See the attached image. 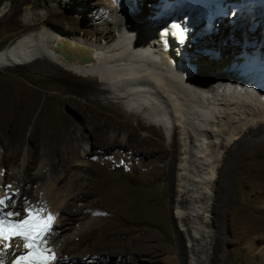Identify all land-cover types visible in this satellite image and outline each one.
<instances>
[{
  "label": "rangeland",
  "instance_id": "rangeland-1",
  "mask_svg": "<svg viewBox=\"0 0 264 264\" xmlns=\"http://www.w3.org/2000/svg\"><path fill=\"white\" fill-rule=\"evenodd\" d=\"M142 2L143 4H136V1H133L131 7L129 6L134 18L140 19L142 12L151 8V3ZM5 3L8 4V9L0 16V96L8 95L10 104L2 114L3 118L0 105V154L10 153V142L15 127H24L25 136L32 135V132L36 136H32L35 138L32 147L37 145L34 147L35 152L45 154L37 158L36 166L43 159L56 158L50 151L53 147L72 149V141L65 146L59 138L68 122L79 128V134L83 135L86 130L94 136L100 135L101 138H97L98 146L95 145L94 150L85 146L87 142H91L89 145L92 146L91 139L81 142L80 151H84L85 147L87 155L81 153L80 160L86 162V166H92V171L61 166L57 173L58 176L65 174L69 177L82 175L92 180L94 185L99 183L101 190L96 200L99 201L100 211L108 218L109 223L98 227L88 239V255L85 254L87 256H74L76 258L71 260L63 258L61 264H194L192 249L188 248L189 251L185 255L182 254L184 240L190 246L191 238L184 233L182 241L179 233L182 229L181 223L178 221L176 226L174 221L176 210L172 202L170 165L176 164L175 156L181 147L176 115H173L172 135L165 138L160 130L147 128L146 120L130 116L120 104L115 106L121 118L115 113L107 116L109 106H106L104 95L99 97L105 105L103 109L98 105V96L93 93H84L79 98L72 95L70 98V93H66L63 88L64 84L59 79L56 80L52 73L64 70L63 73L77 77L96 75L92 70L79 71L73 64L63 65L66 63L51 49L55 39L51 29L71 36L82 34L89 41L98 38L97 44L105 47V51H102L105 53L113 49L115 37L119 34L118 26L111 22L112 19L117 20L118 16L114 5L108 0H0V7ZM22 14H26L24 22L20 20ZM227 40L234 46L241 45L234 35L227 37ZM203 46H200V49ZM187 52L198 54L190 49ZM117 88H121V84H118ZM167 96L170 101L173 100L169 94ZM151 104L154 106V103ZM97 110V115L93 114ZM76 111L81 112V115L82 111L86 114L80 119L75 115ZM175 111L173 102L174 114ZM162 117L165 120L166 117ZM124 119H129L130 125H126ZM141 122L144 125L142 131L137 129ZM96 124H102L99 134H95L98 133L93 127ZM132 129L137 130L134 132ZM73 130L71 137L79 136L76 128ZM114 134L124 137L121 138L122 143L127 148L103 150L101 147L107 146L104 141ZM126 135H129V139H125ZM28 147L27 143L24 144L20 159L10 166L7 164L4 174L14 168L15 175H18L20 163L28 153ZM232 147L236 156L227 161V149H220L221 162L217 164L220 173L217 174L218 183L214 182L213 186L215 190L221 186L223 191L220 200H217V206L216 201L209 202L211 207L207 214L213 238L206 264H264V196L259 194L261 188L264 190V148H252L241 153L237 146ZM141 151L146 152L147 157L137 155ZM31 155L36 157L34 152ZM122 156L126 159H121ZM129 160H133V165ZM155 163L156 168L153 169ZM141 165L147 170L144 174L138 172ZM46 184L48 185L46 181L36 183L32 186L31 195L19 194V197H16L19 201L26 198L25 202H32L35 191H44ZM94 185L93 188L97 186ZM68 195L66 189L60 191L53 188L44 201L45 206L61 208L68 200ZM215 195L212 197L215 198ZM249 213L253 214L256 220H260L254 228H250L251 221L244 218ZM64 217L63 221H66ZM89 218L71 225L70 228L80 230L81 225L89 222ZM216 231L220 234L217 246L214 240ZM257 253L262 260L258 258Z\"/></svg>",
  "mask_w": 264,
  "mask_h": 264
},
{
  "label": "bare ground",
  "instance_id": "bare-ground-1",
  "mask_svg": "<svg viewBox=\"0 0 264 264\" xmlns=\"http://www.w3.org/2000/svg\"><path fill=\"white\" fill-rule=\"evenodd\" d=\"M108 1L114 5L120 17L118 19L116 15V22L113 19L111 21L118 26L119 34L115 37L116 43L110 51L102 52L105 51V47L103 48L97 44L98 38L89 41L82 34L71 36L54 28L51 29L55 36L51 49L61 61L66 63L63 65L73 64L79 71L92 70L96 75L89 74L77 77L63 73L64 70L52 71V73L56 80L59 79L64 84L63 88L66 93H70L68 94L70 98L72 95L79 98L84 93H93L98 96V105H100V109H103L102 107L105 105L102 104L99 97L104 95L107 100L106 106H109L107 116L115 113L120 117L115 106V104H120L124 106L123 108L130 116L136 119L141 117L146 120L147 128L160 130L165 138H170V133L174 130L173 126V130L170 132V126L173 125V115H176L181 147L175 156L176 164L169 166L171 170L172 202L176 210L174 221L176 226L178 221L181 223L182 229L179 230V233L182 241L185 237L184 233L191 238L190 246L184 240L182 254L185 255L189 249H192L191 251L194 253L193 261L196 264H206L209 260L208 251L213 238L209 230L208 212L211 207L209 202L210 200L216 201L215 206H217V200H220V194L223 191L221 186L216 190L213 186L215 185L214 182H217V174L220 173L217 166L221 162L220 149H227V161L236 156L232 152V146H237L238 151L241 153H245L252 148H264V95L261 92L246 89L245 83L242 82V78L239 76L240 63L236 55L239 46H234L227 40V37L232 35L235 36V39H240V32H243L246 38L252 34L249 31L246 32L245 22L237 24L234 28L223 21V23L217 25L219 28L218 34L202 39L197 37L195 39L196 46L188 43L183 50L181 46L171 49L167 45L156 41L155 30L158 28V22L152 19L154 9H146L147 12H142V16L138 19L131 14L129 6L131 7L133 1H136V4H139V2L143 4L142 1ZM7 9L8 4H3L0 7V16ZM160 29L170 33L166 21L160 25ZM202 45L211 50L215 49V55L203 56L197 51L198 54L193 55L192 52H187L189 49L193 52H195L194 49L200 50ZM177 62H182L178 72L175 70V66H172ZM189 62L196 69L193 72L189 71V75H187L186 71L181 68L183 63ZM186 70H192V68L187 67ZM118 84H121V88H117ZM167 94L173 99L172 101L169 100ZM68 95L67 98H69ZM151 102L154 103V106ZM173 102L176 108L175 114L173 113ZM9 104L8 95L3 96L2 94L0 96L1 116L5 109L9 107ZM77 111L75 115L80 119L86 114H83L82 111L81 115V112ZM98 112L99 110L93 114L97 115ZM162 115L166 117L165 120ZM106 121L108 122V120ZM125 122L126 125H130L129 119ZM100 125H93L98 132H95V134L101 132ZM75 128L79 134V128L68 122L64 131L66 134L64 132L59 134L62 145L68 146L69 142L72 141V149L69 150L66 147L56 149L53 147L50 151L56 158L43 159L37 166L35 162L43 153L35 152L34 147L37 145L32 147L35 139L32 137L34 133L25 136L24 127H15L10 142L12 145L10 153L8 152V155L0 154V198L4 197L5 194L9 196L31 195L32 186L36 183L43 181L48 183L44 191L43 189L35 191L32 202H25L26 198H19L20 201H17L14 210L31 207L51 211L55 215L54 233L50 234V243L47 247L53 248L57 253L58 264H61L63 258L71 260L77 256H87L89 250L88 239L92 237L98 227L109 223L108 218L100 211L99 201L96 200L99 190H101L99 183L95 182L97 186L93 188L94 182L86 176L80 175V177H77L73 175V177H69L65 174L58 176L57 170L61 166L63 168H80L85 171L93 170L92 166H86V162L80 160L81 153L87 155L86 148L84 147V151H80V146L82 140L91 139L92 146L89 145L91 142H87L88 144L85 146H87V149L89 147L94 150L98 142L97 138H100V135L94 136L91 132L85 130L83 135L79 134V136L71 137V131ZM143 128V123H139L137 129L142 131ZM132 130L136 132V130ZM121 138L124 139L123 136L118 134L111 135L104 141L107 146L101 148L105 151L127 148L122 143ZM125 139H129V135H126ZM26 143L29 145L28 153L21 161L18 171V175L21 176L15 175L13 167L9 173L4 174V167L7 164L10 166L20 159L22 147ZM76 144L79 145L75 146ZM113 145L114 147H111ZM33 152L36 157L31 155ZM146 152L141 151L137 155L147 157ZM121 159L125 160L126 158L122 156ZM132 161L129 160L131 165H133ZM156 164H154L153 169L156 168ZM138 170L141 174L147 172L144 165H141ZM14 177L16 178L13 181L12 178ZM8 185H11V187L9 188ZM53 188L60 191L66 189L69 192L68 200L61 208L45 206L44 201H46L48 194L52 193ZM259 194L264 196L262 188ZM212 195H215V198ZM16 198L13 197L11 202ZM44 206L45 208H43ZM64 216L66 221H63ZM87 218H89V222L81 225L80 230H76L75 227L70 228L71 225L79 224ZM244 218L251 221L250 228L256 227V224L260 221L258 218L256 220L251 213ZM262 219L264 218L262 217ZM219 235V231L214 233L216 246L220 242ZM17 243L19 242L2 244V264H10L18 255L25 253L21 245L16 247ZM5 244L10 246L5 247ZM92 244L93 241L90 242V245ZM48 254L50 253H46V255ZM257 256L262 260L260 254L257 253ZM215 260L216 258H214Z\"/></svg>",
  "mask_w": 264,
  "mask_h": 264
},
{
  "label": "snow or ice",
  "instance_id": "snow-or-ice-1",
  "mask_svg": "<svg viewBox=\"0 0 264 264\" xmlns=\"http://www.w3.org/2000/svg\"><path fill=\"white\" fill-rule=\"evenodd\" d=\"M178 27V26H177ZM183 35V33H181ZM10 188L11 185H8ZM11 196L5 194L0 198V211L8 208V201ZM27 217L21 218L18 222H13L10 218L21 217L20 211H7L3 217H0V244L10 241L12 237L21 238L23 247L29 251L18 255L10 264H58L57 253L51 247L50 234L54 233L52 222L55 217L49 214L45 220L43 216L38 215L31 207L25 209ZM10 245L5 244V247ZM16 247H20L17 243ZM46 253H50L46 255ZM2 264V260H0Z\"/></svg>",
  "mask_w": 264,
  "mask_h": 264
},
{
  "label": "clouds",
  "instance_id": "clouds-1",
  "mask_svg": "<svg viewBox=\"0 0 264 264\" xmlns=\"http://www.w3.org/2000/svg\"><path fill=\"white\" fill-rule=\"evenodd\" d=\"M25 15H26V14H22L21 17H20V20H21L22 22H24V20H25Z\"/></svg>",
  "mask_w": 264,
  "mask_h": 264
},
{
  "label": "trees",
  "instance_id": "trees-1",
  "mask_svg": "<svg viewBox=\"0 0 264 264\" xmlns=\"http://www.w3.org/2000/svg\"><path fill=\"white\" fill-rule=\"evenodd\" d=\"M149 3V2H148Z\"/></svg>",
  "mask_w": 264,
  "mask_h": 264
}]
</instances>
